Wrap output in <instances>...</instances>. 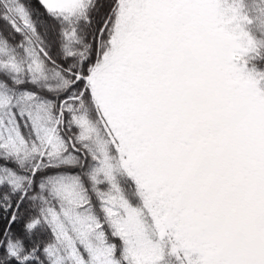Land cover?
Listing matches in <instances>:
<instances>
[{
	"label": "snow or ice",
	"instance_id": "obj_1",
	"mask_svg": "<svg viewBox=\"0 0 264 264\" xmlns=\"http://www.w3.org/2000/svg\"><path fill=\"white\" fill-rule=\"evenodd\" d=\"M0 264H264V0H0Z\"/></svg>",
	"mask_w": 264,
	"mask_h": 264
}]
</instances>
